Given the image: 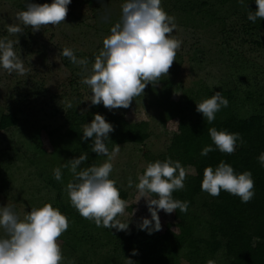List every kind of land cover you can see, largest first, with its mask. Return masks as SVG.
Masks as SVG:
<instances>
[{
	"label": "rangeland",
	"instance_id": "1",
	"mask_svg": "<svg viewBox=\"0 0 264 264\" xmlns=\"http://www.w3.org/2000/svg\"><path fill=\"white\" fill-rule=\"evenodd\" d=\"M30 1L40 4V0ZM23 2L0 0V38L4 31L8 35L6 24L18 23L15 14L22 10ZM121 3L123 0H71L63 23L36 32L29 26L23 35L18 36L19 43L15 45L17 54L21 55L25 67L32 70L27 76H21L8 74L0 68V111L7 113L15 105L23 111L17 125L0 130V206L12 205L22 217L31 207L44 203H50L58 209L63 204L64 207L70 205L63 191L67 177H62L61 182L56 181L57 189L48 185L47 179L53 174V169L65 164L70 155L71 146L66 145L63 137L70 124L66 120L67 114H71L73 108L77 119L81 121L82 116L88 115L89 102L86 86L84 89L80 87L79 93L76 91L78 85H83L80 83V67L63 57L61 51L69 47L77 58H87L91 64L102 47V38L109 34L112 23L119 18ZM162 6L169 15L175 17L173 35L182 40L169 75L163 77L173 84L170 99L180 102V105L200 102L206 90L215 89L225 79L214 45L218 40L217 29L213 26L202 28L193 23L190 19L194 16L190 12L174 9L172 0H162ZM109 16L110 20L106 22ZM226 20V24L233 22L230 16ZM28 31L29 37L25 35ZM9 38L16 39L15 36ZM248 48L249 45L245 47L246 50ZM260 50L247 53V60L260 73L255 88L249 89L248 84L242 82L234 92L241 116H247L256 109L261 110L259 104L264 100V47ZM70 79H75L74 86L68 85ZM160 86V83L156 85L157 88ZM248 90L254 91L253 97L257 99L254 106L242 103ZM68 102H71L72 108L66 107ZM261 112H264V106ZM125 116L132 123L145 121L149 133V138L142 144L120 145L119 155L113 161L111 176L127 192V201L131 205L120 219L127 220L135 209L129 223V229H133L141 217L150 219V213L143 198L134 204L136 190L127 186V179L131 176L136 180L148 157L164 154L169 138L177 129V119H167L156 101L145 99L144 96L125 112ZM49 132L53 133L52 137ZM105 159L99 156L97 164ZM185 168L189 170L188 175H194L193 168ZM75 213L78 212L71 205L64 212L70 226L75 224L71 227L73 229L68 228L59 238L65 264L68 260L74 261V264H125V258L140 260L139 256L131 254L136 250V244L126 241L124 234L120 237L114 229L96 227L81 216L83 221L78 224ZM158 216L161 232L167 227L178 231L174 212L165 214L160 210ZM209 234L208 229L201 225L195 237H209ZM82 235L83 239H80ZM214 245V248H219L215 264H229L220 241L215 240Z\"/></svg>",
	"mask_w": 264,
	"mask_h": 264
},
{
	"label": "clouds",
	"instance_id": "2",
	"mask_svg": "<svg viewBox=\"0 0 264 264\" xmlns=\"http://www.w3.org/2000/svg\"><path fill=\"white\" fill-rule=\"evenodd\" d=\"M70 3L71 0H52L51 4H37L26 0L24 10L15 14L18 23L6 24L8 35L0 38V68L8 74L27 76L32 69L25 67L21 55L17 54L18 36L29 26L36 32L60 25L67 17ZM255 4L256 10L247 12V19L253 23L264 19V0H255ZM108 20L110 16L106 17V22ZM175 28V17L164 10L162 0H123L119 18L112 23L109 34L102 38V47L91 64L87 58H77L69 47L63 48L61 55L80 67V83L90 90L87 101L93 106L102 104L109 111L127 109L137 97L144 95L148 85L155 87L169 75L182 45V40L173 35ZM195 105V110L212 124L221 108L228 106V100L218 91ZM66 107L72 108L71 102ZM113 131V125L101 114H94L91 122L83 125L81 140L90 139L91 151L106 159L100 164L81 167L88 160V154L84 153L62 165L71 176L63 191L71 207L82 218L96 227L127 233L130 218L136 210L131 211L127 220L120 219L131 205L121 198L116 181L110 178L113 161L121 148L113 144L109 150L106 144ZM208 135L215 148L205 146L200 153L202 156L214 150L231 155L238 141L241 145L244 143L239 133L218 131L215 127L208 128ZM257 159L264 167V153ZM61 167L53 169L54 179L58 182L62 181ZM188 171L180 161L167 157L146 162L135 181L128 177L127 186L136 190L134 204L143 198L150 213V219L141 217L136 224L139 230L148 234L161 231L160 210L165 214H172L177 209L187 211L188 201L174 198L173 193L185 188ZM200 187L213 197L219 196L221 191L227 192L242 203H248L255 194L251 172L237 173L224 161L215 168L205 167ZM69 226L68 217L50 203L33 206L22 217L14 211V206H0V264H65L59 238ZM131 254L138 253L133 250ZM67 264H74V261L68 260ZM125 264L135 262L125 258ZM206 264H215V261L210 259Z\"/></svg>",
	"mask_w": 264,
	"mask_h": 264
},
{
	"label": "trees",
	"instance_id": "3",
	"mask_svg": "<svg viewBox=\"0 0 264 264\" xmlns=\"http://www.w3.org/2000/svg\"><path fill=\"white\" fill-rule=\"evenodd\" d=\"M24 1L21 5L22 10L25 8L26 0ZM43 3L51 4L52 0H40V4ZM172 7L181 9L184 13L190 12L191 16H194L190 20L202 28L216 27L218 40L214 45L219 54V67L222 68L220 70L225 79L215 89L206 90L201 100L219 91L228 100V106L222 107L213 123L208 124L202 114L195 110V103L180 105V102H173L170 99L173 84L168 78H162L159 82L161 86L158 88L152 85L145 88L144 98L155 100L161 108V113L167 119L176 118L178 123L176 131L169 138L164 154L158 157L150 156L147 162L170 157L180 161L183 167L194 169V175H187L184 181L185 188L173 193L174 198L188 201V209L186 212H180L179 209L174 212L177 232L167 227L164 232L148 234L135 227L129 229L127 233L119 231L117 234L120 237L124 234L126 241L136 244L135 249L138 253L136 256H139L140 260L137 261L135 258L133 260L135 264H182V262L206 264L210 259L215 261L219 255V248H214L215 240L220 241V247L224 249L229 264H264V167L257 159L264 153V112H261L264 100L259 104L261 110L256 109L247 116H241L234 96L242 82H246L249 89L255 88L257 84L255 81L260 73L254 69L250 60H247V53L260 52L264 47V19L255 23L247 19L248 10H256L255 0H243V3L241 0H172ZM228 16L232 17V24H226ZM29 34V31L25 33L28 37ZM3 36H7L5 31L2 33ZM247 45L249 48L246 50ZM75 83V79H70L68 85L74 86ZM84 86L86 85H78L77 93L80 87L81 89L87 87ZM253 92L248 90L242 103L254 106L253 103L257 102V99L253 97ZM90 94L88 89L87 97ZM143 96L137 97L127 109L112 111L102 104L93 106L88 101V115L82 116L81 121L77 119L72 108L71 114H67L66 117L70 123L69 127L63 134L66 145L71 146L65 164L84 153L88 154V160L81 167L97 164L99 156L91 151V140H81L83 125L90 123L94 114H101L113 125L114 131L109 133V141H106L109 150L113 144L144 143L149 138L146 122L132 123L125 116V112L133 108L137 100L143 99ZM21 114L23 115L21 107L16 105L7 113L0 111V130L17 125ZM209 127H215L218 131L239 133L244 143L241 145L238 141L236 150L231 155L214 150L202 156L200 154L202 149L212 145L208 135ZM49 135L52 137L53 133L49 132ZM220 161L230 164L237 173L251 172L255 194L248 203H242L238 197L224 191L217 197L201 191L203 170L209 166L215 168ZM142 171L143 169L140 173ZM62 177H67V182L71 179L67 168L62 169ZM110 178L113 179L112 176ZM47 183L53 188H58L53 174L49 175ZM116 187L121 198L127 200V192L117 183ZM57 198L60 199V196ZM63 207L59 209L62 214L68 209ZM74 218L78 224L83 221L78 213H75ZM201 225L208 229L209 237H195ZM73 226L75 224L69 226V229H73L71 228ZM83 236L79 238L83 239Z\"/></svg>",
	"mask_w": 264,
	"mask_h": 264
}]
</instances>
